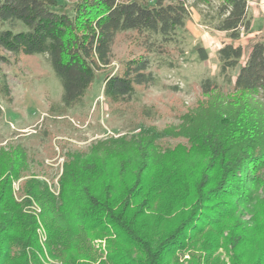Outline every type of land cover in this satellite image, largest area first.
<instances>
[{"label": "trees", "instance_id": "1", "mask_svg": "<svg viewBox=\"0 0 264 264\" xmlns=\"http://www.w3.org/2000/svg\"><path fill=\"white\" fill-rule=\"evenodd\" d=\"M189 1L202 6L205 22L231 42L250 30L248 0H74L67 10L58 0H0V24L6 27L0 29V62L44 56L61 86L54 114L63 116L85 105L96 73L111 64L116 36L132 33L130 41L143 52L105 77L102 94L112 104L138 102L137 88L158 85L151 55L164 56L176 43L177 30L191 16ZM216 55L231 89L204 78L199 89L206 101L183 115L178 128H139L130 138L97 140L86 153L67 152L57 195L44 181L30 178L20 185L18 201L12 184L27 172V153L21 147L1 149L0 264L44 258L37 217L48 254L60 264L100 259L90 240L106 234L109 254L98 264L165 263L177 259L205 228L231 248L232 264H264V43L253 41L243 63V49L234 43L222 45ZM9 93L2 74L0 96L8 99ZM200 109L215 120L196 136L189 130ZM163 137L186 143L161 150L157 142ZM169 194L174 199L164 212L174 214V222L164 232H147L145 218ZM33 203L40 207L38 215L28 212Z\"/></svg>", "mask_w": 264, "mask_h": 264}, {"label": "rangeland", "instance_id": "2", "mask_svg": "<svg viewBox=\"0 0 264 264\" xmlns=\"http://www.w3.org/2000/svg\"><path fill=\"white\" fill-rule=\"evenodd\" d=\"M58 1L66 10L74 2ZM188 5L191 16L185 27L177 30L176 43L169 44L164 56L151 55V69L159 78L158 85L137 88L138 102L112 104L102 94L105 77L114 74L123 60L143 52L130 41L132 33L116 36L111 64L96 73L93 84L86 92L85 105L70 110L63 116L54 114L53 108L60 99L61 86L44 56L10 57L8 63L0 62V77L5 74L10 92L8 99L0 96V150L10 151L11 148L21 147L26 150L28 158L26 174L12 184V193L17 200L20 185L30 178L44 181L49 190L57 195V180L62 173L64 155L67 152L86 153L89 146L97 140L123 136L130 138L138 133L139 128L150 127L158 131L167 127L178 128L183 115L194 110L198 103L206 101L199 89L202 79L215 80L224 90L231 89L225 85L220 75L216 51L226 43L240 45L244 53L241 59L243 63L253 41L260 39L264 43V0H248L247 18L250 30L242 33L234 42L205 22L202 6H194L191 1ZM2 28L6 27L0 24V29ZM228 74L233 79L235 70L228 71ZM214 120L208 109H200L194 127L189 130L190 134L198 136ZM157 143L162 150L175 148L186 141L178 137H163ZM177 153V156L184 158L180 149ZM199 161V157L193 159L194 163ZM257 194L258 198L262 196L260 190ZM171 199L174 198L170 194L162 196L154 205L153 214H149L143 223L147 232L154 234L158 229L164 232L174 222V214L164 212ZM159 208L162 209L157 212ZM27 209L35 215L40 212V207L34 203L29 204ZM248 218L249 215L242 220ZM37 221L38 246L44 258L40 254L37 261L29 264H60L57 259L50 258L45 247V230L38 217ZM211 231L212 229L205 228L203 235L193 239L190 247L179 253L177 259H170L168 262L164 259L165 263L160 264H232L233 251L224 245L221 236H210ZM223 236H226L225 232ZM107 240H111L107 234L90 240V248L101 256L92 264H98L109 254ZM206 250L208 255H204Z\"/></svg>", "mask_w": 264, "mask_h": 264}]
</instances>
